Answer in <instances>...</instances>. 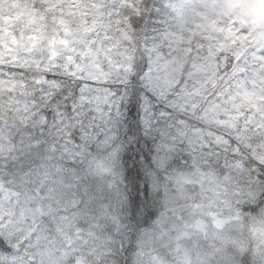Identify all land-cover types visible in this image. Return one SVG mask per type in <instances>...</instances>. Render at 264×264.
<instances>
[{"label": "clouds", "instance_id": "clouds-1", "mask_svg": "<svg viewBox=\"0 0 264 264\" xmlns=\"http://www.w3.org/2000/svg\"><path fill=\"white\" fill-rule=\"evenodd\" d=\"M0 264H264V0H0Z\"/></svg>", "mask_w": 264, "mask_h": 264}]
</instances>
